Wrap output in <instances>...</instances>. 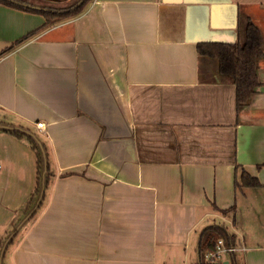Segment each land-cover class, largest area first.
I'll return each mask as SVG.
<instances>
[{"label":"crops","instance_id":"1","mask_svg":"<svg viewBox=\"0 0 264 264\" xmlns=\"http://www.w3.org/2000/svg\"><path fill=\"white\" fill-rule=\"evenodd\" d=\"M240 14L264 37V0H91L44 27L0 2V264H194L210 224L264 264V57L240 107L198 52L237 42ZM10 127L45 148L37 195L36 148ZM243 170L261 185L236 188Z\"/></svg>","mask_w":264,"mask_h":264},{"label":"trees","instance_id":"2","mask_svg":"<svg viewBox=\"0 0 264 264\" xmlns=\"http://www.w3.org/2000/svg\"><path fill=\"white\" fill-rule=\"evenodd\" d=\"M20 1L32 3V0ZM90 1L91 0H84L74 9L60 12L48 8L37 9L14 2L12 0H0V2H4L23 9L40 11L46 17V22L42 27L54 23L57 20L75 16L81 13ZM33 33L35 32L28 33L25 37L17 40L14 46L26 40ZM198 52L202 58L209 57L215 59L220 74L236 84L238 106L241 107L247 104L251 97L258 91L259 85L261 83L258 74V65L260 60L264 57V37L260 27L250 17L240 14L239 39L237 42H200L198 43ZM10 131L19 136H26L34 148H36L39 173V185L35 191L37 195L39 193L40 184L43 177L42 150L33 136L18 129H10ZM46 177H49V172L46 173ZM260 185L261 182L258 177L251 175L246 170H243L241 174V183L238 181L236 182V188L238 189L246 186ZM233 208H235V206H233L231 209ZM223 211L227 212L228 210L224 209ZM220 238H223L227 244L237 243L236 235L229 232L225 226L220 224H210L206 226L201 233L199 241L200 259L194 264H215L213 261H206L205 255L207 252L216 250L217 243ZM2 242L3 239L0 240V248L2 246ZM231 262L232 264H238L234 253L231 256Z\"/></svg>","mask_w":264,"mask_h":264},{"label":"water","instance_id":"3","mask_svg":"<svg viewBox=\"0 0 264 264\" xmlns=\"http://www.w3.org/2000/svg\"><path fill=\"white\" fill-rule=\"evenodd\" d=\"M12 1L17 2V3H20V4H23V5H27V6H30V7H34V8H37V9L42 8V7L37 6V5H34V4H30V3L22 2V1H20V0H12ZM83 1H84V0H78V2H76L73 6H71L70 9H74V8H76V7L79 6ZM10 128H11V127H10ZM11 129H18V130H21V131H23V132H25V133H27V134L33 136V138L37 141V143L39 144V146H40V148H41V150H42V154H43V180H45V176H46V173H47V171H48V164H47V158H46V151H45V148H44L42 142L40 141V139H39L35 134H33L32 132H30L29 130H26V129L22 130L21 128H18V127H12ZM44 184H45V183L43 182V186H42V190H41V192H40V194H39V198H38V200H37L35 206L33 207V209L30 211V213H29V215L27 216V218H28L30 215L33 214V212L36 210L37 206L40 204V201H41V198H42V195H43V191H44V186H45ZM3 252H4V249H3ZM3 252H2V254H3Z\"/></svg>","mask_w":264,"mask_h":264},{"label":"built area","instance_id":"4","mask_svg":"<svg viewBox=\"0 0 264 264\" xmlns=\"http://www.w3.org/2000/svg\"><path fill=\"white\" fill-rule=\"evenodd\" d=\"M41 124V123H40ZM244 249V245H237V244H227L225 243L223 238H220L217 243V247L215 251L207 252L205 255L206 261H213L216 262L217 260L221 259L225 254H232L238 251L239 249Z\"/></svg>","mask_w":264,"mask_h":264},{"label":"rangeland","instance_id":"5","mask_svg":"<svg viewBox=\"0 0 264 264\" xmlns=\"http://www.w3.org/2000/svg\"><path fill=\"white\" fill-rule=\"evenodd\" d=\"M74 1H75V0H74ZM230 225H231V224H230ZM222 258H223V257H222ZM222 258H221V259H222ZM221 259H219V260H221Z\"/></svg>","mask_w":264,"mask_h":264}]
</instances>
